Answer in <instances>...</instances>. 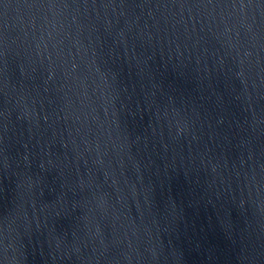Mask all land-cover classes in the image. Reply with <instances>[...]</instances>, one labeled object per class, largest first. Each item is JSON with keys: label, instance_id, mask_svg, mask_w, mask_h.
Listing matches in <instances>:
<instances>
[{"label": "water", "instance_id": "95a60500", "mask_svg": "<svg viewBox=\"0 0 264 264\" xmlns=\"http://www.w3.org/2000/svg\"><path fill=\"white\" fill-rule=\"evenodd\" d=\"M0 264H264V0H0Z\"/></svg>", "mask_w": 264, "mask_h": 264}]
</instances>
